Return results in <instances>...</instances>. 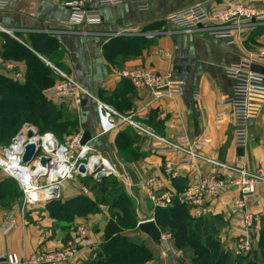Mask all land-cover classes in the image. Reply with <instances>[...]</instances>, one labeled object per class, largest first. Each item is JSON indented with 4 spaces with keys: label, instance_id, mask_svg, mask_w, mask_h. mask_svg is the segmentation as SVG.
<instances>
[{
    "label": "crops",
    "instance_id": "1",
    "mask_svg": "<svg viewBox=\"0 0 264 264\" xmlns=\"http://www.w3.org/2000/svg\"><path fill=\"white\" fill-rule=\"evenodd\" d=\"M72 1L75 0L9 1L0 11V26L13 34L0 31V61L12 67L0 64V76L24 84L34 76L33 55L38 59L44 81L48 77L52 81L41 90L43 96L78 120L77 134L90 132L88 145L115 169V182L132 200L139 222L154 219L155 213L147 193L138 185L144 179L158 177L163 182L158 195L170 192L180 197L200 176L224 174L221 166L204 158L228 165L242 163L248 171L264 172V94L259 97L256 93L249 144L243 152L235 145L232 108L224 104L233 89L226 68L264 45V22L234 29V44L230 45V39L215 38L208 29L185 32L168 22L169 16L197 4V0H124L116 6L87 0L86 11L101 17L98 26L68 24L72 9L67 3ZM230 1L233 0H208L203 7L213 12ZM241 1L264 5V0ZM140 67L156 73H172L183 87V94L157 96L148 88L134 87L129 79L120 76V71ZM56 69L89 94L81 106L73 98L62 99L52 94L50 89L61 79ZM15 72L21 77L17 78ZM197 94L199 98L195 97ZM99 101L111 105L118 116L116 129L107 134H102L99 125ZM181 135L189 136L192 141L206 139L199 151L202 157L189 166L180 164V156L160 154L153 148L156 138L172 141ZM167 161L176 169L175 177L165 174ZM9 179L13 178L0 170V196L7 190L21 193L18 181L16 185ZM84 181L89 183L90 178ZM79 183L67 180L61 185V197L57 200L61 208L51 202L18 214L16 227L7 234L0 232V261L10 254L24 259L36 251L59 250L78 226L88 228L91 243L80 249L73 263L90 264L97 258L113 211L109 203H97V209L89 213L85 209L83 213H73L70 209L74 208L66 211L62 205L72 203L80 195L96 199L92 189ZM112 185L109 183V187ZM238 195L239 191L233 188L208 198L206 216L218 231L224 249L232 255L244 229L242 224L231 222L233 202ZM21 204L22 201L0 202V227L4 214ZM250 209L255 219L253 236L258 250L264 230V184L259 186L257 200ZM191 213L194 215L193 209ZM129 234H136L154 255L148 264H180L184 254H192L175 248L171 238L166 240L172 236L169 232H161L165 239L161 238L160 244L143 233ZM167 251L176 258H166Z\"/></svg>",
    "mask_w": 264,
    "mask_h": 264
},
{
    "label": "built area",
    "instance_id": "2",
    "mask_svg": "<svg viewBox=\"0 0 264 264\" xmlns=\"http://www.w3.org/2000/svg\"><path fill=\"white\" fill-rule=\"evenodd\" d=\"M10 0H0V11L4 10ZM102 5H121L124 0H99ZM197 4L187 7L168 17V22L175 28L185 32H193L201 28L208 29L215 38H228L233 45V30L244 25H254L255 22H264V10H258L241 0H233L222 4L213 12L204 9L208 0H197ZM87 0H75L67 3L72 9V17L67 22L74 26H98L102 20L98 14L86 11ZM144 9V7H141ZM0 31L13 34L12 31L0 26ZM4 67L11 65L0 61ZM264 69V46L249 52L237 63L226 68V76L233 81L232 93L224 99V104L232 108L234 121L235 145L239 150H245L249 144L250 122L254 117L256 93L259 97L264 94V72L257 71L254 67ZM61 77L51 89L53 95L59 98H73L76 105L81 106L89 95L72 78L63 71L56 69ZM16 73V72H15ZM120 76L129 79L136 88H148L157 96H173L183 94V87L178 84L172 73H156L144 67L133 70L120 71ZM16 77L21 75L16 73ZM199 98V94L195 96ZM98 120L102 134L112 132L117 127V113L113 107L105 102H98ZM37 133L36 136L27 138L28 132ZM83 133L73 137L68 143H61L53 134L41 135L34 126L23 127L13 138L11 143L0 150V170L9 177L18 181L22 192L21 206L13 208L4 214V220L0 232L7 234L17 225V215L24 213L27 208L44 205L46 193L52 189L60 190L61 185L78 176L80 166L84 165L89 171L99 163V169L94 173L108 172L115 175L116 171L111 165L93 152L88 143L83 144ZM50 137V144L43 138ZM29 143H36L41 148L39 156L30 162H24L25 148ZM206 144L205 138L192 141L189 136L181 135L172 141L156 138L153 148L160 154H175L180 156V164L189 166L195 160L201 158L199 151ZM54 149L53 152H49ZM47 160L42 164V159ZM208 162L224 169V174L202 175L191 185L180 199L188 203L194 210L197 218L206 217L209 214L208 198L217 197L220 194L236 188L238 197L233 202L231 222L242 224L244 229L236 240L235 256H246L256 250L253 236L255 219L250 209L251 204L257 200V192L260 185L264 184V172L248 171L242 163L228 165L216 160L207 159ZM166 175L175 177L177 171L171 161H167ZM139 187L145 191L154 208H167L172 205L174 195L165 192L158 195L163 188V182L158 177H149L139 182ZM161 238L165 239L163 236ZM171 236H167L170 239ZM91 243L88 228L78 226L73 232L72 238L59 250L46 252L36 251L26 258H20L17 254H10L5 260L7 264H74L80 249ZM171 248H168V250ZM1 259V258H0Z\"/></svg>",
    "mask_w": 264,
    "mask_h": 264
},
{
    "label": "trees",
    "instance_id": "3",
    "mask_svg": "<svg viewBox=\"0 0 264 264\" xmlns=\"http://www.w3.org/2000/svg\"><path fill=\"white\" fill-rule=\"evenodd\" d=\"M33 58L34 76L28 82L22 84L0 76V140L11 139L5 146L11 143L25 124L35 126L41 135L52 133L58 138L71 134V131L78 133V120L43 96L41 90L52 81L50 77L44 81L45 77L40 72L42 66L34 55ZM76 178L83 181L88 179L80 175ZM89 178L97 183L91 188L96 193V199L80 195L62 207L66 211L74 208L70 209L73 213H83L82 209L93 212L97 209V203H109L112 207V220L107 225L101 252L90 264H148L154 255L136 234H129L135 233L139 224L132 200L120 186L114 184L117 182L113 175L103 180H94L93 176ZM9 180L19 184L14 179ZM109 183H113L112 188H108ZM23 198L22 191L16 193L7 190L0 196V202L15 204L23 201ZM52 204L61 208L60 201ZM191 209L180 197H174L171 206L154 210L156 224L162 233H171L175 248L192 253L190 260L183 258L180 264H264V230L259 237L258 250L246 256H231L224 249L212 222L206 217L196 218Z\"/></svg>",
    "mask_w": 264,
    "mask_h": 264
},
{
    "label": "water",
    "instance_id": "4",
    "mask_svg": "<svg viewBox=\"0 0 264 264\" xmlns=\"http://www.w3.org/2000/svg\"><path fill=\"white\" fill-rule=\"evenodd\" d=\"M255 70L257 71H261L264 72V69L260 68V67H254ZM37 133L33 132L32 130L28 132L27 138H31L33 136H36ZM91 140V134L90 132L86 131L84 132L83 136H82V143H88ZM54 149H51L49 152H53ZM241 152H243V150H240ZM41 153V148L36 144V143H29L26 148H25V154L23 156V161L24 162H30L32 161L34 158H36L37 156H39ZM47 162V160L45 158L42 159V164L45 165ZM100 165L99 163H96L94 165V168L89 171L84 165L80 166L79 171H78V175L82 176L83 178H89L90 176H93L94 173L99 169ZM111 174L108 172H99L96 176H94V178L96 180H103L106 179L108 177H110ZM60 190L57 188H52L50 189L46 195H45V201H44V205H48L51 202L60 200ZM136 232L137 233H143L146 234L154 243L156 244H160L161 243V230L159 228V226L156 224L154 219H148V220H144L139 222L137 228H136ZM0 264H7L5 262V260H1Z\"/></svg>",
    "mask_w": 264,
    "mask_h": 264
},
{
    "label": "rangeland",
    "instance_id": "5",
    "mask_svg": "<svg viewBox=\"0 0 264 264\" xmlns=\"http://www.w3.org/2000/svg\"><path fill=\"white\" fill-rule=\"evenodd\" d=\"M251 6H254L256 9H258V10H264V5H261V6H257V5H251ZM262 46H264V45H262ZM261 47V46H260ZM257 48H255L254 50H256ZM254 50H252V51H254ZM252 51H250V52H252ZM30 126H33V125H30V124H25L23 127H30ZM38 130V129H37ZM39 132V131H38ZM66 134H67V132H66ZM77 135V133L76 134H73V131H71V134H67V135H65L64 134V137H62V139H60V141H61V143H63V144H65V143H68V142H70L72 139H73V137L74 136H76ZM13 137V136H12ZM11 137V138H12ZM10 138H8V139H1L0 140V148H3V146H5L6 144H8L9 142H10ZM6 147V146H5ZM77 176H75L73 179H71L72 180V183H76L77 185H79L80 183L79 182H81V185H85V186H87L90 190H91V187H92V185L94 184V182H92V181H90L89 183H86V181H83V180H80L79 178H76ZM114 184H117L116 186H120L121 187V185L119 184V183H114ZM113 187V185L112 186H110L109 188H112ZM122 188V187H121ZM93 191H94V189H93ZM30 208H32V207H30ZM28 209V208H27ZM141 240V239H140ZM165 255V257L166 258H171L170 260H172V259H174V258H176V257H173V256H171V255H173V253L172 252H170V251H167L166 253H164ZM231 256H233L232 254H231ZM235 256V255H234ZM184 259H186V260H190V253L189 254H184ZM154 260V257H153V259L151 260V261H153ZM150 261V262H151Z\"/></svg>",
    "mask_w": 264,
    "mask_h": 264
},
{
    "label": "bare ground",
    "instance_id": "6",
    "mask_svg": "<svg viewBox=\"0 0 264 264\" xmlns=\"http://www.w3.org/2000/svg\"><path fill=\"white\" fill-rule=\"evenodd\" d=\"M50 138V137H49ZM49 138L48 137H45V138H43L44 139V141L47 143L48 142V144H50L51 143V141L49 140Z\"/></svg>",
    "mask_w": 264,
    "mask_h": 264
}]
</instances>
